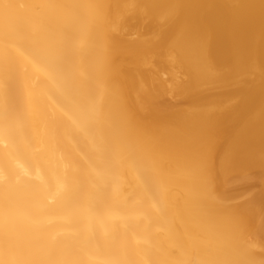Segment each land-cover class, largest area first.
Returning <instances> with one entry per match:
<instances>
[{
    "label": "bare ground",
    "instance_id": "bare-ground-1",
    "mask_svg": "<svg viewBox=\"0 0 264 264\" xmlns=\"http://www.w3.org/2000/svg\"><path fill=\"white\" fill-rule=\"evenodd\" d=\"M0 264H264V0H0Z\"/></svg>",
    "mask_w": 264,
    "mask_h": 264
}]
</instances>
